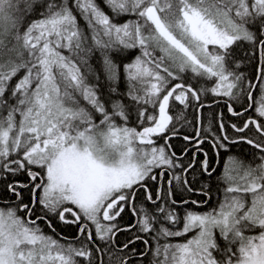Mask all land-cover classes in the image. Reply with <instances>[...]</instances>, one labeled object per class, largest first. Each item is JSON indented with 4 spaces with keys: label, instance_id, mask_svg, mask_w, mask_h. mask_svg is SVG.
I'll return each instance as SVG.
<instances>
[{
    "label": "snow or ice",
    "instance_id": "1",
    "mask_svg": "<svg viewBox=\"0 0 264 264\" xmlns=\"http://www.w3.org/2000/svg\"><path fill=\"white\" fill-rule=\"evenodd\" d=\"M0 264H264V0H0Z\"/></svg>",
    "mask_w": 264,
    "mask_h": 264
},
{
    "label": "trees",
    "instance_id": "2",
    "mask_svg": "<svg viewBox=\"0 0 264 264\" xmlns=\"http://www.w3.org/2000/svg\"><path fill=\"white\" fill-rule=\"evenodd\" d=\"M157 54H159L158 50H157ZM255 95V93H254ZM178 103V102H177ZM226 115L231 118V119H236L235 117H231V114H227ZM188 131H191V129H188ZM173 142L174 143H178L179 141L176 138H173ZM249 148L246 145V143L241 144L240 146H233V155H235L236 157L240 158V159H245L247 160L249 157ZM225 163H228L229 166H235V162H228L225 160L224 154H221V158H220V165L217 168L218 171H222L223 166L225 165ZM45 231H48L47 228L44 229ZM63 233L64 235H69L70 234V230L69 229H63Z\"/></svg>",
    "mask_w": 264,
    "mask_h": 264
}]
</instances>
